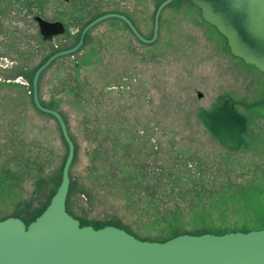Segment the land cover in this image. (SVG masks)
<instances>
[{
    "label": "rangeland",
    "instance_id": "1",
    "mask_svg": "<svg viewBox=\"0 0 264 264\" xmlns=\"http://www.w3.org/2000/svg\"><path fill=\"white\" fill-rule=\"evenodd\" d=\"M140 2L136 18L149 35L153 4ZM111 23L39 80L41 103L61 114L75 147L67 213L82 226H114L150 242L264 229V75L233 57L189 3L162 12L152 45ZM3 32L0 220L28 224L55 193L67 154L56 122L33 106L31 79L72 41L40 47L17 30L10 37L19 42L2 45ZM220 97L246 119L237 150L221 146L199 116Z\"/></svg>",
    "mask_w": 264,
    "mask_h": 264
},
{
    "label": "water",
    "instance_id": "2",
    "mask_svg": "<svg viewBox=\"0 0 264 264\" xmlns=\"http://www.w3.org/2000/svg\"><path fill=\"white\" fill-rule=\"evenodd\" d=\"M172 1L165 0L157 8L152 39L143 38L123 16H101L85 27L75 47L53 54L35 71L31 81L33 104L57 122L67 155L60 184L34 221L27 226L15 217L0 221V264H264V229L223 235L182 234L165 242H150L114 226L100 229L80 226L66 211L74 145L62 116L39 101L41 73L57 58L77 51L83 35L109 17L123 20L141 43H153L157 39L160 13ZM191 3L199 9L201 19L225 39L233 57L264 75V0H191ZM39 26L42 35L46 28L54 27L42 20ZM201 97L199 93L198 98ZM199 116L221 146L237 150L242 145L246 119L230 98L220 97L210 111L200 110Z\"/></svg>",
    "mask_w": 264,
    "mask_h": 264
},
{
    "label": "flooded vegetation",
    "instance_id": "3",
    "mask_svg": "<svg viewBox=\"0 0 264 264\" xmlns=\"http://www.w3.org/2000/svg\"><path fill=\"white\" fill-rule=\"evenodd\" d=\"M129 1H131L132 8L128 7ZM153 4L152 18L150 19V34H145L140 28L139 21L136 17L139 15V4L140 0H0V29L3 30L2 36L4 39L1 41L2 45H6L7 42L13 39L19 42L18 37H10L11 31L24 30L26 32H31L29 38L35 39L37 45L40 47H45L44 45H60L71 42L72 44L66 46L65 48L58 49L57 51L48 55V57L43 61L45 62L50 56L61 51L69 50L75 47L81 39L83 30L87 25L96 20L101 16L106 15H118L125 17L131 25L136 29V31L145 39L150 40L153 37L154 28V17L157 8L165 0H148ZM189 3L190 6L197 9L192 5L191 0H173L169 5H167L160 13L158 19V34L157 39L151 44L141 43L131 32L128 25L121 19L117 17H109L103 21L97 23L91 27L82 38V44L77 51L72 54L65 55L57 58V60L73 55L81 50L83 47L87 34L96 26L105 23L112 22L114 26L124 28L128 33L139 43L143 45H152L159 38L160 30V19L162 12L170 7L171 5ZM126 4V6H125ZM138 7V8H137ZM15 9V12H11L13 17L5 16L2 13ZM47 9L51 11L50 17L46 16L45 11ZM199 11V9H197ZM200 13V11H199ZM15 19V22H11ZM39 20L45 21L52 24L54 27L46 28L45 34L40 33L41 29L39 26ZM143 24V22H142ZM146 22L144 21V25ZM61 30V33H56ZM45 36V37H44ZM77 36V39L75 40ZM11 39V40H10ZM12 41V42H15ZM35 45V46H37ZM0 62L4 61L3 56H5V50H0Z\"/></svg>",
    "mask_w": 264,
    "mask_h": 264
},
{
    "label": "trees",
    "instance_id": "4",
    "mask_svg": "<svg viewBox=\"0 0 264 264\" xmlns=\"http://www.w3.org/2000/svg\"><path fill=\"white\" fill-rule=\"evenodd\" d=\"M225 42H226V41H225ZM43 63H44V62H42L41 64H43ZM41 64H40V65H41ZM52 64H53V63H52ZM52 64H51V65H52ZM40 65H39V66H40ZM51 65H50V66H51ZM39 66H38V67H39ZM50 66H49V67H50ZM38 67H37V68H38ZM49 67H48V68H49ZM37 68H36V70H37ZM36 70H35V71H36ZM35 71H34V73H35ZM43 72H44V71H43ZM43 72H42V73H43ZM34 73H33V75H34ZM42 73H41V75H42ZM33 75H32V77H33ZM41 75H40V77H41ZM40 77H39V80H40ZM31 81H32V79H31ZM38 85H39V82H38ZM31 96H32V85H31ZM39 101H40V99H39ZM32 103H33V101H32ZM40 103H41V101H40ZM41 105H42L43 107H46V106L43 105L42 103H41ZM33 106H34V104H33ZM34 107H35V106H34ZM46 108H48V107H46ZM35 109H36V108H35ZM49 109H52V108H49ZM36 110H37V109H36ZM53 110H54V109H53ZM37 111H38V110H37ZM55 111H56V110H55ZM38 112H40V111H38ZM40 113H41V112H40ZM58 113H59V112H58ZM42 114H43V113H42ZM59 114H60V113H59ZM44 115H46V116L52 118L51 116H49V115H47V114H44ZM60 115H61V114H60ZM62 118H63V117H62ZM52 119H53V118H52ZM53 120H54V119H53ZM63 120H64V119H63ZM54 121H55V120H54ZM55 122H56V121H55ZM56 124H57V122H56ZM65 124H66V123H65ZM57 126H58V124H57ZM66 126H67V125H66ZM58 128H59V126H58ZM67 130H68V128H67ZM59 131H60V129H59ZM60 134H61V132H60ZM61 137H62V135H61ZM62 139H63V138H62ZM63 141H64V140H63ZM72 142H73V141H72ZM64 143H65V142H64ZM65 144H66V143H65ZM73 145H74V144H73ZM66 147H67V145H66ZM74 152H75V147H74ZM66 155H67V154H66ZM65 158H66V157H65ZM73 159H74V157H73ZM64 161H65V160H64ZM72 162H73V161H72ZM63 164H64V163H63ZM71 165H72V164H71ZM70 168H71V166H70ZM69 172H70V170H69ZM69 178H70V177H69ZM60 180H61V179H60ZM59 184H60V183H59ZM58 186H59V185H58ZM55 192H56V191H55ZM53 195H54V194H53ZM49 202H50V201H49ZM48 204H49V203H48ZM47 206H48V205H47ZM47 206H46V207H47ZM46 207H45V208H46ZM44 210H45V209H44ZM44 210H43V211H44ZM43 211H42V212H43ZM42 212H41V213H42ZM41 213H40V214H41ZM40 214H39V215H40ZM39 215H38V216H39ZM38 216H37V217H38ZM37 217H35V218H37ZM35 218H34V220H35ZM5 219H6V218H5ZM3 220H4V219H3ZM34 220H33V221H34ZM0 221H2V220H0ZM31 222H32V221H31ZM31 222H29L28 224H30ZM23 223H24V222H23ZM79 223H80V222H79ZM24 224H25V223H24ZM28 224H25V225L27 226ZM80 226H82V225L80 224ZM102 228H103V227H102ZM94 229H95V228H94ZM97 229H100V228H97ZM248 232H249V231H248ZM203 234H205V233H203ZM223 234H225V233H223ZM223 234H220V235H223ZM179 235H182V234H179ZM179 235H175V236H173V237H171V238H169V239H172V238H174V237H176V236H179ZM199 235H202V234H199ZM169 239H166V240L161 241V242H165V241H167V240H169Z\"/></svg>",
    "mask_w": 264,
    "mask_h": 264
}]
</instances>
